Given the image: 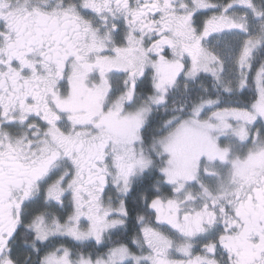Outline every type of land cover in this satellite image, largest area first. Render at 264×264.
Wrapping results in <instances>:
<instances>
[{
    "label": "snow or ice",
    "instance_id": "6c2138e0",
    "mask_svg": "<svg viewBox=\"0 0 264 264\" xmlns=\"http://www.w3.org/2000/svg\"><path fill=\"white\" fill-rule=\"evenodd\" d=\"M0 264H264V0H0Z\"/></svg>",
    "mask_w": 264,
    "mask_h": 264
}]
</instances>
